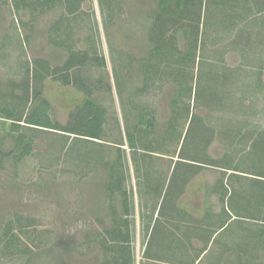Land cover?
Instances as JSON below:
<instances>
[{
    "label": "rangeland",
    "instance_id": "1",
    "mask_svg": "<svg viewBox=\"0 0 264 264\" xmlns=\"http://www.w3.org/2000/svg\"><path fill=\"white\" fill-rule=\"evenodd\" d=\"M16 5L0 0V107L8 105L25 114L22 100L30 99L36 87L50 105L51 120L61 126L86 96L106 108L107 121L104 141L98 144L0 120L5 151L14 149V138L21 133L33 140L30 156L0 168V264H101L110 248L120 243L105 232L111 229L113 208L129 221L128 247L134 264H264L263 251L259 260L251 257L253 247L264 245L251 239L252 233L264 230L253 182L264 179V17L240 24L214 45L211 32L203 40L209 9L206 16L202 13L192 79L184 84L192 94L186 93L188 105L174 120L170 145L164 147L170 156L161 159L160 150L154 149L153 163L145 162L156 168L153 177L159 176L155 182L159 193L151 199L156 209L143 228L145 218L139 213L151 210L142 208L147 198L140 194L149 188L132 164L124 127L137 121L139 109L155 116L158 130H165L170 118L171 82L152 81L145 91L135 93L144 84L140 61L151 49L146 35L155 4L25 0ZM177 37L178 48L184 50L181 34ZM38 60L49 66L42 84L31 78ZM69 61L72 68L65 81L62 67ZM59 68L60 75L55 72ZM217 69L225 76L218 84H223L224 92H233L236 105L224 108L230 126L223 143L213 131L224 128V116H219L216 127L208 125L206 117L213 120L220 111L207 109L204 114L202 99L195 97L203 93V84H214L204 76ZM257 141L259 145L251 149ZM106 162L122 172L129 215L117 193L112 200L107 197L105 184L111 173ZM204 164L211 169L199 170ZM225 195V201L219 199ZM181 207L187 211L186 227L176 225L181 222L176 216L184 213ZM17 217L32 219L34 225L23 234L16 229ZM8 225L20 237L19 251L11 255L1 238ZM24 247L30 252L22 253Z\"/></svg>",
    "mask_w": 264,
    "mask_h": 264
},
{
    "label": "trees",
    "instance_id": "2",
    "mask_svg": "<svg viewBox=\"0 0 264 264\" xmlns=\"http://www.w3.org/2000/svg\"><path fill=\"white\" fill-rule=\"evenodd\" d=\"M15 2V7L17 8V3L24 4L25 0H13ZM82 1V0H80ZM155 4V9L149 15V26L147 28V42L150 45V51L147 53L140 61V70L143 75L144 84L141 88L135 90L137 92L145 91L150 84L149 82H171L173 85L174 93L169 101L170 118L167 122V127L165 130L156 129V118L151 113L139 109L137 113V121L131 126L125 124L124 136L127 145L132 150V164L136 168L137 172L141 171V177L143 183H148V188L141 192V196H145L142 208L145 210H151L150 212L140 211V219L145 218L143 222V228L147 227L149 216L154 210L155 205L152 204V197L158 196L159 189L156 185V180L159 178L153 177L155 175V166H150L145 164V162H152V154L155 150H160L161 159L170 156L167 153L168 147L164 148L166 145H170L171 131L173 129V122L178 117L181 110L187 107L188 103H184L186 93L192 94V88L185 89L184 84H190L189 79L190 72L192 69L191 64H194L196 59V53L198 47L199 38V26L200 20L202 18V13L205 12L204 16L207 15L209 9V23L208 30L205 36L207 40L209 33L215 35V40L213 44L219 42L228 37L233 30H235L240 24H247L251 20L254 21L256 18L264 17V0H151ZM47 5L49 2L46 3ZM181 34L184 41V50H180L178 43V35ZM202 40V41H203ZM100 59V58H99ZM213 62H209L212 64ZM36 68L33 71V76L31 77L33 82L42 84V81L49 75V66L47 62L36 61ZM69 65L63 66L62 70L65 73L61 77L63 80L67 81V76L72 68V64L69 61ZM100 66L105 67V60L101 59ZM209 71L206 77L209 81L211 80L214 84H203V93L196 94L195 97L202 99L203 101V113L207 109H214L220 111L215 116V119L210 120L208 116L206 117V122L208 125L216 127L218 121H220L219 116H224V128L219 131H213V134L219 136L220 142L223 143V138L225 135L226 128L230 126V120H225L226 114L224 108L232 109L236 108L234 104V96L232 91L224 92L223 84H218L225 79L222 72L219 71ZM60 75V68L56 69L55 72ZM38 72V73H37ZM203 77V78H204ZM200 84H202L203 79L201 78ZM67 83V82H66ZM36 85V84H35ZM40 88V87H38ZM220 88V89H219ZM34 88L30 99L22 100L25 105V114H17L8 105L0 107V120L8 121L14 127H26L34 130H48L57 131L67 135H71L75 138L84 139L87 141H92L100 144L105 138V126L107 121V110L100 103H98L93 98L86 96L80 105H78L74 111L70 113L69 122L66 126H61L59 123L53 122L50 118L49 110L50 105L46 100H43L40 95L39 89ZM132 93V92H131ZM134 93V92H133ZM235 95V94H234ZM186 100V99H185ZM238 108V107H237ZM186 110V109H185ZM205 114V113H204ZM16 125V126H15ZM153 134L151 139L146 137ZM219 134V135H218ZM229 137V136H228ZM214 140V139H213ZM212 140V141H213ZM210 141V140H209ZM259 141L252 144L251 149L255 150V146H258ZM158 147V148H156ZM119 149V147H118ZM252 150V151H253ZM33 151V140L28 139L25 134L21 133L14 138V149L5 151L0 144V168L7 161H12L17 164L23 161L25 158L31 155ZM215 167V165H211ZM105 168L110 170L111 176L107 178L105 184V191L107 193L108 199L112 200L113 195L117 193L122 201L124 214L129 215L128 210V197L126 192H123L122 183L123 175L121 171L116 170L109 163H105ZM200 169H211L208 164L200 165ZM136 172V173H137ZM138 178V177H137ZM226 180L230 178V175H225ZM139 179V178H138ZM256 183V190L258 194V199L261 201V209L264 213V179L254 180ZM240 190L244 191L245 186L241 185ZM152 186V187H151ZM239 190V192H240ZM218 195V194H217ZM222 196L219 199L224 201L227 199ZM150 199V200H149ZM149 200V201H148ZM148 201V202H147ZM150 202V203H149ZM205 205V204H204ZM139 206V207H141ZM183 212H187L184 207H181ZM156 209V208H155ZM207 209V207H206ZM142 210V209H141ZM208 211V209H207ZM185 212L179 217L176 225L181 227H186L189 225L187 222ZM190 213V212H188ZM111 214V229L105 230L112 238V241L118 243V248H110L109 257L104 258L101 264H134V260L131 254V250L128 247L130 244V234H129V221L119 217L116 214L114 208L110 212ZM147 215V216H144ZM207 218V216L205 217ZM258 219V218H256ZM206 219L202 220L203 223ZM260 220V219H259ZM174 217L169 220V223H173ZM24 222V223H23ZM34 225L32 219H26L21 221L17 217L16 229L24 234L27 227ZM146 231V230H145ZM29 237V236H27ZM1 238L4 240V250L7 254L18 253V245L20 237L18 234H14L11 225L5 227ZM28 240L30 239L27 238ZM34 238L30 239L32 241ZM252 240L256 239L259 244L264 243V230L256 231L252 233ZM34 242V241H33ZM254 248L251 257L253 260L255 258L259 260L260 250L264 252V245L259 248ZM22 253H29L30 250L24 247L20 250ZM29 259V258H28ZM147 259V258H144ZM256 264V263H255Z\"/></svg>",
    "mask_w": 264,
    "mask_h": 264
}]
</instances>
